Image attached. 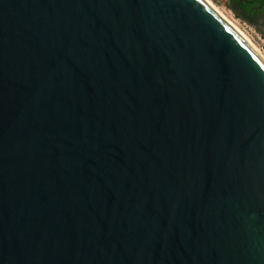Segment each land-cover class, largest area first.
<instances>
[{
	"label": "water",
	"instance_id": "1",
	"mask_svg": "<svg viewBox=\"0 0 264 264\" xmlns=\"http://www.w3.org/2000/svg\"><path fill=\"white\" fill-rule=\"evenodd\" d=\"M0 264H264V59L207 0H0Z\"/></svg>",
	"mask_w": 264,
	"mask_h": 264
},
{
	"label": "rangeland",
	"instance_id": "2",
	"mask_svg": "<svg viewBox=\"0 0 264 264\" xmlns=\"http://www.w3.org/2000/svg\"><path fill=\"white\" fill-rule=\"evenodd\" d=\"M214 2L222 11L233 21H235L238 26L248 35L252 42L259 48V50L264 54V35L259 31L254 25L241 20L234 15V12L228 7V0H211ZM260 37V38H259Z\"/></svg>",
	"mask_w": 264,
	"mask_h": 264
},
{
	"label": "trees",
	"instance_id": "3",
	"mask_svg": "<svg viewBox=\"0 0 264 264\" xmlns=\"http://www.w3.org/2000/svg\"><path fill=\"white\" fill-rule=\"evenodd\" d=\"M236 4H238V7L236 6ZM227 5L234 12V15L236 17L240 18L243 21H246L249 24H252V25L255 24L254 20L250 16L251 15L252 4L249 1H246V0H243V1H240V0H228ZM239 8L242 9V11H240Z\"/></svg>",
	"mask_w": 264,
	"mask_h": 264
},
{
	"label": "flooded vegetation",
	"instance_id": "4",
	"mask_svg": "<svg viewBox=\"0 0 264 264\" xmlns=\"http://www.w3.org/2000/svg\"><path fill=\"white\" fill-rule=\"evenodd\" d=\"M243 1V0H240ZM252 4L251 18L254 20L253 24L264 34V0H246ZM238 7V4H236ZM240 11L242 9L239 8Z\"/></svg>",
	"mask_w": 264,
	"mask_h": 264
},
{
	"label": "bare ground",
	"instance_id": "5",
	"mask_svg": "<svg viewBox=\"0 0 264 264\" xmlns=\"http://www.w3.org/2000/svg\"><path fill=\"white\" fill-rule=\"evenodd\" d=\"M214 8L215 10L228 22L230 23L251 45L254 47V49L261 55V57L264 59V54L259 50V48L252 42V40L248 37L247 34L238 26V24L233 21L231 18H229L223 11L220 9L214 2L211 0H207Z\"/></svg>",
	"mask_w": 264,
	"mask_h": 264
},
{
	"label": "built area",
	"instance_id": "6",
	"mask_svg": "<svg viewBox=\"0 0 264 264\" xmlns=\"http://www.w3.org/2000/svg\"><path fill=\"white\" fill-rule=\"evenodd\" d=\"M260 38V37H259Z\"/></svg>",
	"mask_w": 264,
	"mask_h": 264
}]
</instances>
